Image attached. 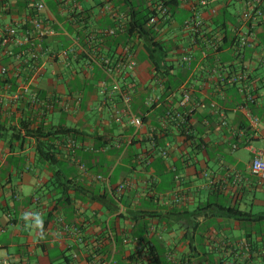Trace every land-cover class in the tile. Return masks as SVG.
Returning <instances> with one entry per match:
<instances>
[{"label": "crops", "instance_id": "1", "mask_svg": "<svg viewBox=\"0 0 264 264\" xmlns=\"http://www.w3.org/2000/svg\"><path fill=\"white\" fill-rule=\"evenodd\" d=\"M44 1L41 17L57 29L50 46L79 43L91 54L79 53L70 67L46 58L21 76L16 63L0 57L11 75L0 77V264H264V178L251 171L255 152L264 157V17L252 31L242 20L244 0H210L195 10L180 4L158 25V39L173 45V84L191 93L184 129L193 140L184 142L161 117L166 80L142 40L131 43L138 66L128 78L133 111L144 116L141 130L127 119L116 124L101 92L109 76L99 59L116 61L127 43L106 30L137 1ZM194 12L205 21L195 33L185 27ZM27 13L21 0H0L3 25ZM182 47L190 65L181 62ZM239 72L247 74L241 83L228 82ZM23 84L53 107L10 104ZM150 95L158 99L152 109ZM245 104L260 119L257 128L238 110ZM62 127L79 132L76 140L66 136V146ZM154 135L169 143L164 159L151 147ZM235 208L252 220H237Z\"/></svg>", "mask_w": 264, "mask_h": 264}, {"label": "built area", "instance_id": "2", "mask_svg": "<svg viewBox=\"0 0 264 264\" xmlns=\"http://www.w3.org/2000/svg\"><path fill=\"white\" fill-rule=\"evenodd\" d=\"M28 10V13L24 15L21 21L15 24L3 25L0 23V57L10 60L12 63L17 64L16 76L24 74H30L37 72L40 68V62L46 58L54 59L62 62L65 66L70 67L71 63L77 59L78 54L83 52L90 55V51H87L85 46L76 43L73 46L54 50L50 46V40L57 35V29L50 25L45 19L41 17V13L47 8L44 0H21ZM175 0H144V4L152 9L154 12L149 20V25L154 27V30L158 32V25L160 23H167L171 20L173 11V2ZM178 5H189L191 9L195 10L197 7L206 8L209 6L210 0H177ZM244 9L242 12V20L250 24L251 30L255 29L264 17V0H244ZM128 17L120 16L116 26L106 30V34L112 36H118L119 34L126 33L128 25ZM205 21L201 18L200 14L194 12L185 20V27L193 31L198 32L204 25ZM250 33H247L239 42L240 47H244L249 43ZM89 43L95 40L93 32L88 36ZM139 40L138 38L127 40V43L123 46V50L118 56L116 61H112L110 58L101 57L99 64L105 70L109 79L103 82L102 93L106 96V99H111L113 107V120L118 125L124 124V119H127L128 124L135 129V133L141 130L144 123L142 115L136 114L133 111L132 102L133 96L131 91V85L128 80L130 76L135 72L138 61L136 55L133 52L132 41ZM92 45V44H91ZM181 55V62L184 66L190 65L192 62V55L186 51V48L182 47L179 52ZM213 75L219 76V70L216 68L212 71ZM10 70L7 66L0 67V77L2 79H9ZM247 74L245 72H239L229 77L228 82L232 84L241 83ZM111 82V88L109 83ZM179 96L177 97L176 107L178 112L167 111V119H164L165 124L168 121H173L176 116L177 126L179 122H183L185 115L180 113L184 110V113L191 114L193 108L191 107V93L186 86L181 85L179 87ZM116 95L118 100H115L113 96ZM164 99L171 102L173 98L169 95H163ZM251 101V99H248ZM10 104H17L21 101L28 102L30 105L35 106L38 110L50 109L53 106L50 105L46 98L41 97L30 88L28 84H23L16 91L11 92L8 96ZM158 101V99H157ZM154 96H149L147 103L149 106L157 103ZM64 109L68 110L69 105H64ZM223 120L222 124L227 125V121L224 120L225 113L218 107L215 109ZM238 110L244 113L250 120L253 127L257 128L260 124V119L257 116L252 115L248 105H241ZM132 138L127 141H117L118 146L123 145V142L131 144ZM71 144H76L74 141ZM156 143L151 140V147L154 148ZM237 148V145H234ZM159 155L166 158L169 150V143L159 147ZM84 169L85 166L81 165ZM251 171L254 175L264 178V157L262 151L255 152V156L251 163ZM102 178V176H98Z\"/></svg>", "mask_w": 264, "mask_h": 264}, {"label": "trees", "instance_id": "3", "mask_svg": "<svg viewBox=\"0 0 264 264\" xmlns=\"http://www.w3.org/2000/svg\"><path fill=\"white\" fill-rule=\"evenodd\" d=\"M136 1H137L136 3L130 1L131 3H129V6H128L129 7L128 9L129 22L127 25V30H126V33L122 35L119 34L118 37H121V40H125V39L132 40L135 38L142 40L145 46L146 52H147L148 60L150 61L151 65L155 68V70L166 80V81H163V85H164L163 95L166 94L169 96H174L176 91L180 89L179 88L180 83L178 85L173 84V82H175L173 81V79L176 77V75L170 73L173 66L170 65L167 61L170 52H172L173 50V45L170 43L167 44L166 42L160 41L158 39L157 32L154 30V27L149 25L150 17L154 12L152 11L150 7L144 4V0H136ZM173 6H174L173 10L179 6L177 0L173 2ZM216 22H218V20ZM134 42L135 40L132 41V43ZM176 103H177V97L173 98L171 102H168V99H167V100H163L160 103L161 110H162L161 117L163 119H167V116H166L167 111H173L176 115V113L178 112ZM156 106H157V103L152 105L151 109ZM132 107H135V110H136V106H134L133 102H132ZM180 113L185 115V119L183 122H179L178 127H176L177 122L174 121L176 120V116L173 117L175 118L173 121L167 120V123H169L170 124L169 126H172V128L178 130V132L180 131L181 136L184 137V142H189L193 140V137L188 134L189 129L187 130L184 129V125L186 121L188 122L190 114L187 115L186 113H184V110H181ZM58 133H61V135L64 137V140L62 141L63 146L67 145L65 142L67 140V137L69 138L72 137L73 139L76 140L79 135V132L76 129L67 128V127H62ZM164 138H166V136L164 135L162 137H159L158 135H154L152 140L154 139L156 146L152 149L155 150V149H158L159 147L164 146L165 145V143H163ZM53 154L54 153H52V155H48L49 156L48 158H52L54 156ZM229 210L231 211L232 209H229ZM233 213H235V217L237 218V220H240V221L252 220L250 218H252L253 215L250 212L241 211L235 208ZM257 221H261V219L258 218Z\"/></svg>", "mask_w": 264, "mask_h": 264}, {"label": "rangeland", "instance_id": "4", "mask_svg": "<svg viewBox=\"0 0 264 264\" xmlns=\"http://www.w3.org/2000/svg\"><path fill=\"white\" fill-rule=\"evenodd\" d=\"M235 8L239 9L240 8V4L239 3L235 4Z\"/></svg>", "mask_w": 264, "mask_h": 264}]
</instances>
